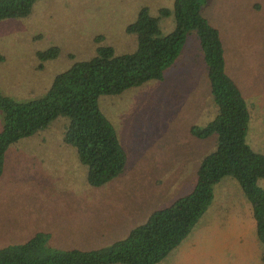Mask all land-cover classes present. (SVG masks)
<instances>
[{
    "label": "rangeland",
    "instance_id": "374dc122",
    "mask_svg": "<svg viewBox=\"0 0 264 264\" xmlns=\"http://www.w3.org/2000/svg\"><path fill=\"white\" fill-rule=\"evenodd\" d=\"M144 6L156 15L172 7L170 0H38L28 17L1 21L0 92L18 101L40 98L58 74L92 58L99 46L133 52L137 36L125 27ZM204 14L220 29L228 71L250 105L248 143L264 153V0H209ZM174 27L172 15L161 18V34ZM52 46L60 47L59 56L42 61L38 52ZM205 69L193 30L162 79L100 96L128 153L124 173L102 187L88 183L85 165L64 142L67 117L13 144L0 184V247L38 232L49 233L60 249L106 247L189 193L200 161L216 148V135L190 134L217 114ZM263 253L251 204L239 183L225 177L209 210L160 264H264Z\"/></svg>",
    "mask_w": 264,
    "mask_h": 264
},
{
    "label": "trees",
    "instance_id": "16d2710c",
    "mask_svg": "<svg viewBox=\"0 0 264 264\" xmlns=\"http://www.w3.org/2000/svg\"><path fill=\"white\" fill-rule=\"evenodd\" d=\"M37 1L0 0V22L28 17ZM170 2L172 7H160L158 15L144 6L128 21L125 31L137 36L133 52L116 54L111 46H99L92 58L77 61L58 74L40 98L18 101L0 92V184L11 146L36 135L58 117L69 119L64 142L75 148L91 186L102 187L121 176L128 153L99 98L162 79L194 30L217 114L203 127L191 126L190 134L199 139L217 138L216 148L200 161L193 188L169 206L154 210L145 223L109 246L60 249L49 243V233L38 232L26 242L0 247V264H160L209 210L215 188L225 177L234 178L250 202L256 234L264 245V153L254 150L247 140L252 124L250 105L240 83L228 71L220 29L204 14L209 0ZM170 15L175 27L163 35L160 20ZM59 53L60 47L52 46L38 56L47 61ZM4 61L6 56L0 51V62ZM261 259L264 262V253Z\"/></svg>",
    "mask_w": 264,
    "mask_h": 264
}]
</instances>
